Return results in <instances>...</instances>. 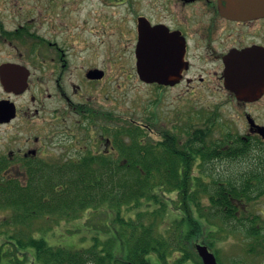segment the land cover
I'll list each match as a JSON object with an SVG mask.
<instances>
[{"label": "flooded vegetation", "instance_id": "obj_1", "mask_svg": "<svg viewBox=\"0 0 264 264\" xmlns=\"http://www.w3.org/2000/svg\"><path fill=\"white\" fill-rule=\"evenodd\" d=\"M227 4L0 0V231L11 226L7 216L16 221L12 231L18 229L21 201L36 198L43 171L99 157L110 159L108 166H129L124 156L117 162V145L130 140L125 122L139 125L146 140L164 143V137L176 135L188 160L197 135L204 137L200 143L206 139L205 148L213 135L228 133L258 151L264 145V15L228 17ZM140 41L145 62L159 54L170 73L165 83L139 78ZM249 72L262 76L240 89L241 74ZM131 81L162 95L178 90L176 100L188 106L186 115L159 119L154 108L162 95L147 105L141 121L118 115L117 96ZM227 106L233 113L226 116ZM113 245L117 251L128 246ZM149 257L151 264H164Z\"/></svg>", "mask_w": 264, "mask_h": 264}, {"label": "trees", "instance_id": "obj_2", "mask_svg": "<svg viewBox=\"0 0 264 264\" xmlns=\"http://www.w3.org/2000/svg\"><path fill=\"white\" fill-rule=\"evenodd\" d=\"M125 123L130 140L117 145V162L124 156L129 166H108L111 160L99 157L45 170L36 198L22 199L23 220L49 214L66 222L83 221L95 233L83 249L52 247L29 236L25 245L39 264H151L146 258L150 254L164 264H201L194 250L197 241L215 250L220 260L215 242L228 233L258 237L254 220L248 219L246 226L242 206L264 195V145L252 151L242 138L227 133L213 135L211 147L205 148L206 139L200 143L204 137L197 135L193 159L188 160L187 149L178 150L176 135L164 137V143L146 140L139 125ZM172 210L180 216L165 225ZM98 214L108 218L101 229L90 221ZM100 233L106 234L105 242ZM117 241L128 246L117 251ZM174 253L179 257L168 263Z\"/></svg>", "mask_w": 264, "mask_h": 264}, {"label": "rangeland", "instance_id": "obj_3", "mask_svg": "<svg viewBox=\"0 0 264 264\" xmlns=\"http://www.w3.org/2000/svg\"><path fill=\"white\" fill-rule=\"evenodd\" d=\"M145 88L141 87V84L138 82L131 81L120 96H117V114L142 120L145 112L144 109L147 108V105L152 104V102H157V96L162 95L159 90L149 89V87ZM177 94L178 90L170 89L159 98L160 102L157 103L154 108V112L159 119L171 121L174 118H178L179 114L186 115L188 106L176 100ZM152 107L153 106H150V108ZM223 110L226 116L233 113L232 106L224 107ZM222 117L223 119L225 118V116ZM236 127L241 128L240 121L236 123ZM242 210V218L247 222V227L250 225L248 219L255 221L254 226L259 228L258 237L249 238L247 235L244 236L243 232H241V234L236 232H232L231 234L228 233L224 240L215 242L216 251L219 253L222 264H230V262H232V264H264V195L244 203ZM169 213L171 215L166 218L165 225L170 222L175 215L180 216V213L174 210H172V213L168 212V214ZM9 217L10 219L12 218L11 216H7L6 219L8 221H10ZM90 221L101 229L108 223V218L103 214H98ZM56 223L58 224L59 220L54 221V219H43L41 217L34 218L28 225H21L18 223V229L14 228V231H12V229L15 225L12 223L9 224L11 226H4L0 231V264H39L35 259V252L32 248L28 245H26L27 247L25 249L21 248L20 244L27 242L28 239L26 238L22 241H18L23 233L33 238L43 237L42 239H44L49 246L53 247L83 249V247L88 248L91 245L92 241L90 238L95 233H89L87 227H84L76 221L66 222L61 220L59 226H55ZM168 225L169 224H167V226ZM164 228L165 227L162 226V229ZM93 232H96V230H93ZM98 232L102 231L99 230ZM105 235L106 234L102 235L100 233L99 237L102 236V238L99 239L105 242L107 240V236ZM22 252L27 253L22 254ZM172 256L176 257L178 255L174 253Z\"/></svg>", "mask_w": 264, "mask_h": 264}, {"label": "water", "instance_id": "obj_4", "mask_svg": "<svg viewBox=\"0 0 264 264\" xmlns=\"http://www.w3.org/2000/svg\"><path fill=\"white\" fill-rule=\"evenodd\" d=\"M227 2V7L223 10V13L228 17L250 19L264 15V0H227ZM138 47L137 74L139 78L149 83H165L164 78L170 73L161 67L159 54H151L149 61L145 62L142 55L143 44L141 41ZM261 76H258V74L254 72H249L247 74L242 73L237 86L240 89L247 90L250 88L249 84L260 79ZM260 89H262V87L259 85L255 88L257 92H259ZM195 248L203 264H217L215 256L208 251L206 246L196 245Z\"/></svg>", "mask_w": 264, "mask_h": 264}]
</instances>
